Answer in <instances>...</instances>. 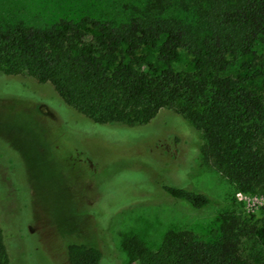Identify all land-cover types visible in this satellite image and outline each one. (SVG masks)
Instances as JSON below:
<instances>
[{
    "label": "trees",
    "instance_id": "trees-1",
    "mask_svg": "<svg viewBox=\"0 0 264 264\" xmlns=\"http://www.w3.org/2000/svg\"><path fill=\"white\" fill-rule=\"evenodd\" d=\"M169 4L149 0L117 25L87 16L43 27L0 23V74L45 84L99 125H143L172 110L200 132L194 151L204 164L237 191L264 195V77L251 87L243 74L264 63V0H183V15H165ZM181 50L191 56L186 72L173 69ZM161 189L195 210L218 206L197 190ZM252 219L226 211L207 239L168 230L155 250L137 236L122 246L138 264H256L240 246L256 238L264 247V221ZM65 256L68 264L102 262L97 247L77 239ZM0 264H14L1 228Z\"/></svg>",
    "mask_w": 264,
    "mask_h": 264
},
{
    "label": "rangeland",
    "instance_id": "rangeland-1",
    "mask_svg": "<svg viewBox=\"0 0 264 264\" xmlns=\"http://www.w3.org/2000/svg\"><path fill=\"white\" fill-rule=\"evenodd\" d=\"M168 1L165 15H183V0ZM148 2L0 0V23L43 27L87 16L117 25L141 15ZM190 59L181 50L173 69L189 71ZM243 74L247 84L259 86L264 63ZM199 138L172 110L143 125H99L45 84L0 74V228L11 260L68 264L65 244L77 239L100 250L101 264H138L122 246L130 236L155 250L168 230L207 239L226 211L262 223L264 195L237 191L204 164L194 151ZM163 186L203 192L218 206L195 210ZM240 246L245 257L264 264L256 238H243Z\"/></svg>",
    "mask_w": 264,
    "mask_h": 264
},
{
    "label": "built area",
    "instance_id": "built-area-1",
    "mask_svg": "<svg viewBox=\"0 0 264 264\" xmlns=\"http://www.w3.org/2000/svg\"><path fill=\"white\" fill-rule=\"evenodd\" d=\"M238 195H239V196H241V194H240V193H239Z\"/></svg>",
    "mask_w": 264,
    "mask_h": 264
}]
</instances>
